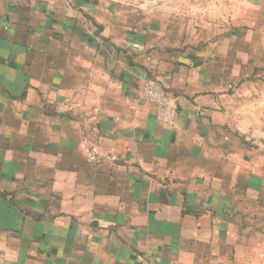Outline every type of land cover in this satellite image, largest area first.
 <instances>
[{
	"label": "crops",
	"instance_id": "0c3cea01",
	"mask_svg": "<svg viewBox=\"0 0 264 264\" xmlns=\"http://www.w3.org/2000/svg\"><path fill=\"white\" fill-rule=\"evenodd\" d=\"M244 5L192 0L180 26L181 0H0V264H243L264 225Z\"/></svg>",
	"mask_w": 264,
	"mask_h": 264
},
{
	"label": "rangeland",
	"instance_id": "374dc122",
	"mask_svg": "<svg viewBox=\"0 0 264 264\" xmlns=\"http://www.w3.org/2000/svg\"><path fill=\"white\" fill-rule=\"evenodd\" d=\"M244 0V9L246 12V25L257 23L264 24L262 13L264 12V2L262 0ZM257 2V3H256ZM181 3L185 9V12H181V19L179 25L190 22L192 24V0H181ZM262 9V10H261ZM261 10V11H260ZM252 35L245 37V73L241 76L244 83V98L246 101V112L251 114L249 121L245 122V130H254L255 137L252 138V133H249L245 140L246 145L250 151L254 153L255 158L262 167V173H264V61L259 58V49H262L264 54V38L261 37L260 42L251 41L249 38ZM264 55H262L263 57ZM261 57V58H262ZM257 66H261V72H256ZM255 72V73H253ZM249 102H256L260 104V107L249 106ZM261 238L256 237L249 239V242L244 246L245 250L240 256V262L243 264H264V225L261 226Z\"/></svg>",
	"mask_w": 264,
	"mask_h": 264
},
{
	"label": "built area",
	"instance_id": "2783aa9c",
	"mask_svg": "<svg viewBox=\"0 0 264 264\" xmlns=\"http://www.w3.org/2000/svg\"><path fill=\"white\" fill-rule=\"evenodd\" d=\"M142 97L156 108V118L159 122L167 124L170 121V102L163 87L154 80L144 83Z\"/></svg>",
	"mask_w": 264,
	"mask_h": 264
}]
</instances>
